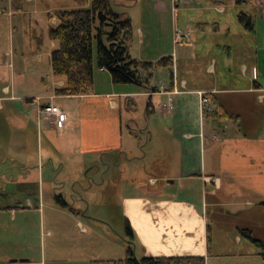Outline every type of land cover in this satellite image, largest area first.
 <instances>
[{
    "label": "crops",
    "instance_id": "0c3cea01",
    "mask_svg": "<svg viewBox=\"0 0 264 264\" xmlns=\"http://www.w3.org/2000/svg\"><path fill=\"white\" fill-rule=\"evenodd\" d=\"M151 1L155 3L153 12L168 14L171 21L177 18L169 3ZM205 1L209 4L195 9L205 17L194 18L206 21L208 30L204 48L210 57L205 68L209 81L205 88L195 87L188 75L179 72L180 59L170 57L167 67L158 69L164 75L162 82L152 85L153 76L147 79L142 74L147 81L144 88L114 85L107 71L97 69L92 94L80 97L56 94L66 80L55 77L51 65L49 71H32L24 59L16 67L14 18L21 13L12 11L10 0L5 2L8 13L0 3V101L9 108L10 103H23V110L15 116L18 150L29 146L27 132L37 131L36 154L47 163L42 166L47 167V174L56 173V181H52L56 191L83 182L90 188L112 183L115 196L121 190L122 216L131 228L135 254L139 252L142 258L204 257L206 261L211 235L208 209L220 210L221 218H228L227 230L235 235L238 246L245 239L239 231L249 230L262 246L246 241L257 252L264 250V240L257 235L264 232V0ZM61 10L68 9L60 6ZM239 16L245 17L244 23ZM52 21L56 25L54 18ZM6 25L8 50L3 40ZM193 32L188 42L179 45H192L196 53L199 38L197 31ZM139 34L134 60L156 63L159 57L147 59L143 54L144 46L149 49L152 44L150 38L146 44L143 32ZM51 47L53 50L55 43ZM98 86L102 93H97ZM200 94L215 104L210 100L211 117L204 118L201 113ZM127 99L134 101L136 115L126 111ZM43 105L58 107L66 121L60 127L40 121L34 108ZM86 108L88 114L84 115ZM139 109L142 118H137ZM97 110L107 111V115ZM21 156L16 159L19 164ZM96 158L105 159L104 173L112 172V181L106 176L100 180L89 177L98 172L91 165ZM5 160L0 158V164ZM40 173L38 186L48 187L42 170ZM54 198L48 210L39 200L36 211L43 218L46 211L48 220L51 213L55 218L72 216L95 222L101 218L87 216L90 207L86 199L73 206L62 193L56 192ZM235 206L237 211H231ZM258 256L264 260L262 254ZM0 264L35 263L13 260Z\"/></svg>",
    "mask_w": 264,
    "mask_h": 264
},
{
    "label": "rangeland",
    "instance_id": "374dc122",
    "mask_svg": "<svg viewBox=\"0 0 264 264\" xmlns=\"http://www.w3.org/2000/svg\"><path fill=\"white\" fill-rule=\"evenodd\" d=\"M30 1L31 3H26L24 0L23 12H14L21 13L14 18V63L17 67L18 63L24 62L25 59L29 62L32 71L45 72L50 70L49 56L52 51V42L48 38V30L54 26L52 18L55 20V13L60 6L67 7L68 10L76 9V6L72 0H38V3ZM110 1L117 13H126L130 17L133 35L130 48L132 59L137 57L141 37L139 31H142L145 40L148 37L152 43L149 49H145L147 45L143 48V54L147 55V59L159 57V60L153 63L157 64L163 58L160 55H164L165 58L178 57L179 72L188 75V79L194 83L195 87L205 88L209 81L205 68L210 57L205 53L204 48L208 30L204 25L206 21L199 22L194 18L205 17L204 13L195 9H203L209 4L208 1L159 0L158 3H169L174 7L177 18L172 21L168 18V14L153 12L152 7L155 3L151 0ZM5 2L6 0H0L2 8L5 7L7 10L5 13H8ZM193 30L197 31L196 35L199 38L196 53L192 45H179L188 42L194 36ZM3 34L4 44L8 50L10 40L7 25ZM145 43L147 44V40ZM93 53L94 74H97L95 43ZM160 67L155 66L152 70V85L164 79V75L159 73ZM106 76L110 77L109 73ZM100 78L102 81L104 77ZM98 87L97 93H102L103 90L100 86ZM163 103L164 101L161 102ZM10 104L9 108L5 102L0 101V158L6 157L4 163L0 164V263L29 260L35 264L40 262L42 264H103V262H117L125 259L128 241H126L125 220L120 206L121 190H117L115 196L112 183L102 188L100 186L90 188L88 183L83 182L76 186L68 184L65 189H60V192L56 191L57 189L53 188L56 173L47 174V167H42L47 163L42 162L36 154L37 131L35 133L29 130L27 132L29 146L25 150H18L15 116L16 112L23 110V103ZM210 107L213 112L211 104ZM88 110V108L83 110L84 115L88 114ZM97 112L100 115H107V111L104 112V110H97ZM109 112L112 113V110L109 109ZM33 114L35 115L31 111V115ZM157 115L162 116L158 113ZM137 118H142L141 109L137 112ZM205 124L208 122L206 121ZM18 155H22L19 160L21 164L16 160ZM104 162L105 159L93 160L91 165L98 172L90 173L89 177L96 176L100 180L102 176H106L112 181V172L104 173ZM41 170L44 173L43 183H46L48 187L38 186L37 176L41 174ZM47 175L49 179L45 180ZM93 180L99 183L96 179ZM56 192L62 193L68 203L73 206L76 204L78 206L81 199L88 200L90 210L87 216L101 218H96L98 221L95 222L72 216L55 218L54 213H51V220H48L49 211H46V216L43 218L40 212L36 211L39 200L41 199L44 208L48 210L50 203L55 201ZM230 209L237 211L238 208L235 206ZM221 217L220 210L208 209L211 235L209 257L206 258L205 264H264L263 258L257 257L259 253L263 255L264 250L257 252L246 239H243L241 246H238L235 235L227 230L231 222L228 218ZM261 221H264V214ZM78 223L85 233H82ZM257 235L264 240L263 231ZM250 249L252 251H249ZM135 256L138 259L142 258L139 252Z\"/></svg>",
    "mask_w": 264,
    "mask_h": 264
},
{
    "label": "trees",
    "instance_id": "16d2710c",
    "mask_svg": "<svg viewBox=\"0 0 264 264\" xmlns=\"http://www.w3.org/2000/svg\"><path fill=\"white\" fill-rule=\"evenodd\" d=\"M76 9L55 13L56 25L48 30V38L55 43L50 54V65L55 77L65 78L66 84L56 94L66 97H80L92 94L94 86V43L96 45V68L107 71L114 85H137L145 87L155 66H166L171 58H163L157 64L141 62L130 57L133 40L132 24L127 14L117 13L110 0H72ZM24 0H10L12 11L21 12ZM244 23L245 17L239 16ZM167 67V66H166ZM161 68V67H160ZM211 100V99H210ZM211 104L213 101L211 100ZM125 109L136 112L132 99H127ZM204 118L212 114H203ZM59 201L60 198L57 197ZM264 207V206H263ZM241 237L256 245L262 244L252 239L249 230H240ZM125 259L103 264H205L204 257H158L141 258L135 256L132 231L125 221ZM264 256V254H263Z\"/></svg>",
    "mask_w": 264,
    "mask_h": 264
},
{
    "label": "built area",
    "instance_id": "2783aa9c",
    "mask_svg": "<svg viewBox=\"0 0 264 264\" xmlns=\"http://www.w3.org/2000/svg\"><path fill=\"white\" fill-rule=\"evenodd\" d=\"M35 110L38 119L40 121H47L51 126L60 127L66 121V115L58 107H54L53 105H43L37 107ZM200 110L202 115L212 113L210 100L205 94H200Z\"/></svg>",
    "mask_w": 264,
    "mask_h": 264
}]
</instances>
